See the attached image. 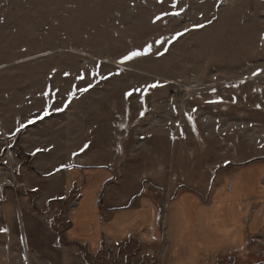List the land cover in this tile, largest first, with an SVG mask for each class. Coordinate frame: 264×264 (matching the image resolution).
I'll return each mask as SVG.
<instances>
[{"label":"rangeland","instance_id":"rangeland-1","mask_svg":"<svg viewBox=\"0 0 264 264\" xmlns=\"http://www.w3.org/2000/svg\"><path fill=\"white\" fill-rule=\"evenodd\" d=\"M88 171L133 177L158 207L195 186L211 204L226 178L264 172V0H0V192L17 213L49 210V237L21 217L26 247H0V264H159L135 241L105 257L67 242L82 191L57 183ZM249 246L211 264H264Z\"/></svg>","mask_w":264,"mask_h":264},{"label":"crops","instance_id":"crops-1","mask_svg":"<svg viewBox=\"0 0 264 264\" xmlns=\"http://www.w3.org/2000/svg\"><path fill=\"white\" fill-rule=\"evenodd\" d=\"M88 172L77 174L71 181L68 177H61L62 181L57 186L65 185L70 189L80 185L82 196L77 206L70 209L65 238L70 244L83 246L92 256L98 254V257H105V251L122 248L134 241L142 248L158 251L160 256L155 259L159 264H211L227 254L245 253L251 242L255 247L264 249V240L258 242V237H264V206L254 211L251 221L246 224L245 217L250 214L251 206L249 200L247 203L244 201L250 196L254 181L258 185L256 193L264 196L263 171L255 176L252 172L241 171L226 178L214 195L209 192L211 204H206V195L195 186L184 193L178 191L177 197L164 207H158L144 194L134 197L133 177L129 179L130 182L128 179L127 182L119 181L118 178L114 182L113 173ZM228 185H232V188L227 191ZM46 187L45 183H41L36 193L40 194ZM54 189H50L51 194ZM140 189L143 192V186ZM89 192L88 201L81 205L85 193ZM55 198L60 200L62 196ZM48 212V206L43 212L36 203L33 212L28 214L20 209L17 213L9 192L6 196L0 192V240L3 239L0 247L3 252L10 250L9 243L12 241L26 247L25 242L21 241L26 237V225L21 220L25 216L31 220L30 228L33 231L39 228L38 242L49 237L46 228L37 219ZM49 224L50 234L54 237L60 235L58 227L56 232L59 233H56Z\"/></svg>","mask_w":264,"mask_h":264},{"label":"snow or ice","instance_id":"snow-or-ice-1","mask_svg":"<svg viewBox=\"0 0 264 264\" xmlns=\"http://www.w3.org/2000/svg\"><path fill=\"white\" fill-rule=\"evenodd\" d=\"M149 48H150V46H149ZM146 52H147V50H146L145 52H136V51L131 52L128 56L125 57V60H131V59H133L134 57H138V56H141V55L146 54ZM159 86H160V85H158V84H152V85H149L150 88H156V87H159ZM127 95H128V96H131L132 93L129 92ZM60 110H62V109H60ZM141 115H143V113H141ZM31 122H32V121H29V123H31Z\"/></svg>","mask_w":264,"mask_h":264},{"label":"bare ground","instance_id":"bare-ground-1","mask_svg":"<svg viewBox=\"0 0 264 264\" xmlns=\"http://www.w3.org/2000/svg\"><path fill=\"white\" fill-rule=\"evenodd\" d=\"M185 88H186L187 90H195L196 87L194 88V87L191 86L190 88H188V87H185ZM230 125H231V124H228L227 126H230Z\"/></svg>","mask_w":264,"mask_h":264},{"label":"trees","instance_id":"trees-1","mask_svg":"<svg viewBox=\"0 0 264 264\" xmlns=\"http://www.w3.org/2000/svg\"><path fill=\"white\" fill-rule=\"evenodd\" d=\"M147 192H148V190L145 189V190L143 191V194L146 195ZM149 196H150V195H149Z\"/></svg>","mask_w":264,"mask_h":264}]
</instances>
